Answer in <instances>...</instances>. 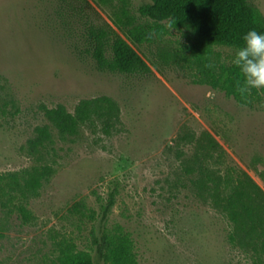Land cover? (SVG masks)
I'll return each instance as SVG.
<instances>
[{
  "label": "rangeland",
  "instance_id": "rangeland-1",
  "mask_svg": "<svg viewBox=\"0 0 264 264\" xmlns=\"http://www.w3.org/2000/svg\"><path fill=\"white\" fill-rule=\"evenodd\" d=\"M248 1L264 16V0ZM148 2L124 5L143 21L139 7ZM122 5L0 0V173L54 169L23 201L32 220L18 201L0 206V264H51L66 244L104 264L94 239L118 227L132 235L139 264H254L253 249L231 242L232 223L194 181L202 163L222 175L247 174L264 193V93L241 106L195 82L194 36L186 28L167 27L152 43L128 39L147 74L101 69L92 31L124 37L113 15ZM216 50L226 61L234 52ZM100 96L119 108L107 127L95 120L62 138L45 116L46 108L74 112L80 100ZM41 125L50 126L53 143L30 153L28 140Z\"/></svg>",
  "mask_w": 264,
  "mask_h": 264
},
{
  "label": "trees",
  "instance_id": "trees-1",
  "mask_svg": "<svg viewBox=\"0 0 264 264\" xmlns=\"http://www.w3.org/2000/svg\"><path fill=\"white\" fill-rule=\"evenodd\" d=\"M104 5L114 1L122 2L113 12L114 23L124 34L113 29L93 30V57L101 69L125 74H147L148 63L133 48L128 39L136 44L152 43L167 32L169 21L172 28H186L194 36L191 57L198 77V84L207 85L233 98L239 105H251L259 100L264 90H253L241 97L236 92L239 76L230 64L223 60L218 47L234 46L249 29L264 32V16L248 0H150L139 7V20L124 5L126 0H99ZM4 110L0 108V117ZM45 116L62 138L77 135L80 128L93 121L104 125L118 119L119 108L107 96L85 98L78 102L74 112L64 106L46 108ZM210 149L218 145L206 136ZM53 143V133L49 125L35 128V136L28 140L30 153H38ZM200 176L194 184L203 189L211 203L232 223L230 235L232 243L237 241L251 247L255 252L254 264H264V193L247 174L234 177L222 175L205 164L198 163ZM187 171L192 167H186ZM51 165L34 166L30 169L0 173V206L8 208L16 201L24 219L30 221L31 211L23 204L29 195L37 194L43 182L53 174ZM114 204V193L110 194L104 210L106 216ZM99 259L104 264H139L132 235L122 227L114 231L103 230L94 239ZM51 264H95L93 256L86 250H77L74 244H66L60 249Z\"/></svg>",
  "mask_w": 264,
  "mask_h": 264
},
{
  "label": "clouds",
  "instance_id": "clouds-1",
  "mask_svg": "<svg viewBox=\"0 0 264 264\" xmlns=\"http://www.w3.org/2000/svg\"><path fill=\"white\" fill-rule=\"evenodd\" d=\"M172 23L170 20L168 26ZM230 64L239 76L236 92L241 97L264 90V32L254 28L244 32L234 46Z\"/></svg>",
  "mask_w": 264,
  "mask_h": 264
}]
</instances>
